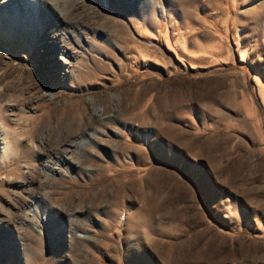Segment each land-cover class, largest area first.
Masks as SVG:
<instances>
[{"label":"rangeland","instance_id":"rangeland-1","mask_svg":"<svg viewBox=\"0 0 264 264\" xmlns=\"http://www.w3.org/2000/svg\"><path fill=\"white\" fill-rule=\"evenodd\" d=\"M120 1L0 0V264H264V0Z\"/></svg>","mask_w":264,"mask_h":264},{"label":"bare ground","instance_id":"bare-ground-1","mask_svg":"<svg viewBox=\"0 0 264 264\" xmlns=\"http://www.w3.org/2000/svg\"><path fill=\"white\" fill-rule=\"evenodd\" d=\"M120 1V0H119ZM132 2L133 3V1L135 2V3H142L144 0H127V2L126 3H128L129 4V2ZM121 2V1H120ZM138 4V5H139ZM23 5H24V7L25 8H32V9H35V12H36V10L38 9V7H40V0H23ZM42 9V8H41ZM30 10V9H29ZM6 12V11H5ZM37 13V12H36ZM35 13V14H36ZM38 14V13H37ZM41 14V13H40Z\"/></svg>","mask_w":264,"mask_h":264}]
</instances>
